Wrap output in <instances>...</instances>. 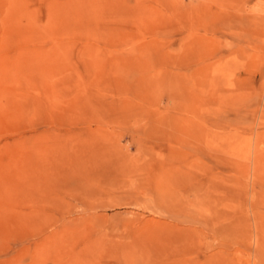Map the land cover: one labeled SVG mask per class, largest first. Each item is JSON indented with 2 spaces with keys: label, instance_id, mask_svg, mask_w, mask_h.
Listing matches in <instances>:
<instances>
[{
  "label": "rangeland",
  "instance_id": "obj_1",
  "mask_svg": "<svg viewBox=\"0 0 264 264\" xmlns=\"http://www.w3.org/2000/svg\"><path fill=\"white\" fill-rule=\"evenodd\" d=\"M0 264H264V0H0Z\"/></svg>",
  "mask_w": 264,
  "mask_h": 264
}]
</instances>
